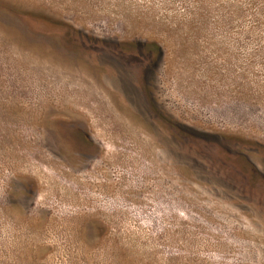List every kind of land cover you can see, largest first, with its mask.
I'll list each match as a JSON object with an SVG mask.
<instances>
[{
    "label": "rangeland",
    "instance_id": "374dc122",
    "mask_svg": "<svg viewBox=\"0 0 264 264\" xmlns=\"http://www.w3.org/2000/svg\"><path fill=\"white\" fill-rule=\"evenodd\" d=\"M0 264H264V0H0Z\"/></svg>",
    "mask_w": 264,
    "mask_h": 264
}]
</instances>
